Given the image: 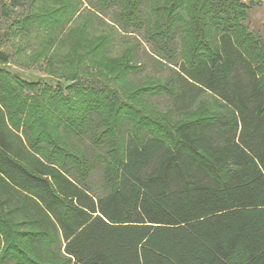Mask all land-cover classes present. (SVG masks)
Instances as JSON below:
<instances>
[{"label": "trees", "instance_id": "obj_1", "mask_svg": "<svg viewBox=\"0 0 264 264\" xmlns=\"http://www.w3.org/2000/svg\"><path fill=\"white\" fill-rule=\"evenodd\" d=\"M85 1L74 73L46 58L53 85L0 67L31 93L0 82V264H264V43L244 47L247 7ZM56 14L25 20L60 31ZM133 36L170 68L166 81L144 73ZM0 64H11L3 51ZM205 93L230 113L193 112Z\"/></svg>", "mask_w": 264, "mask_h": 264}, {"label": "rangeland", "instance_id": "obj_2", "mask_svg": "<svg viewBox=\"0 0 264 264\" xmlns=\"http://www.w3.org/2000/svg\"><path fill=\"white\" fill-rule=\"evenodd\" d=\"M11 1L12 0H0V51L5 52L11 57L10 65L5 66L0 64V67L5 69L9 68L12 73H16L17 76L20 77L25 76L34 81L38 79H47L46 82L49 81L48 83L57 85L55 82H50V80H48L50 77V70L47 69V59L53 60V67H51V70L57 72L59 77H62L60 74H70L76 71L78 67L76 63L78 59L77 55H83L79 48L81 42L77 39V29H81L84 23L88 24V16L91 15L92 12L90 6L85 0H23L24 4H22L21 7L11 11ZM241 2L247 7V16L243 22L247 29L239 32L240 37L244 38L250 34V39L247 40L244 47H250L255 53H263V50H260V45L257 44L256 41L264 43V0H241ZM4 6L9 8V17H5L2 14ZM54 12L58 13L55 16L58 21L62 19V21L58 22L60 23L58 25L60 31L52 30V26L39 27L31 21L25 20L28 16L45 17L46 14ZM33 25L35 27L32 28ZM24 26L26 28L22 29ZM90 29L91 28H88V30L86 29L88 32L86 31V39L82 42V44L84 43L83 46L89 42L87 36ZM96 32L101 34L102 30H97ZM126 40L138 48V61L144 64V73L149 76L157 77L161 79L162 82L166 81L170 74V68L163 66L162 62L154 54L152 47L143 37H138L137 39L134 36L126 37ZM130 43L118 46L116 48V56L119 57L123 55L124 49H126ZM65 67H67V69H65ZM81 67L79 68L83 76H88L89 79L94 80L98 78L97 80H101L105 84L112 81L114 76L111 75L110 72L102 70H99V72L97 71V74L95 70H92V66L89 67L87 65V69L85 70L82 65ZM262 70V81L264 82V68H262ZM93 76L98 77L94 78ZM0 82L11 85L9 87H12V84L15 86V82L12 78L6 75L0 76ZM69 84L70 82H65L64 87ZM110 86L114 89L116 88L115 84H110ZM15 87L19 93H23L24 95L31 94L28 90H25L26 88L23 89L21 85L17 84ZM161 103L164 104L165 102L161 101ZM193 112L198 115L205 114L208 116H223L230 113L229 109L211 93H205L199 99ZM195 117L196 115L193 116L192 114L179 116L176 119L179 122H185ZM173 123L174 122L166 124L167 128L165 129H167V132H172L170 130H172ZM102 169L104 170V166L100 170ZM103 173L104 171H99V175L95 178L97 183H100ZM51 252L52 251H49V255H52ZM62 253L61 256L64 257ZM61 256H59V258ZM17 262L18 261H12L10 259L7 260L5 264H19ZM244 262L245 257L242 254H238L232 258L233 264H243Z\"/></svg>", "mask_w": 264, "mask_h": 264}]
</instances>
